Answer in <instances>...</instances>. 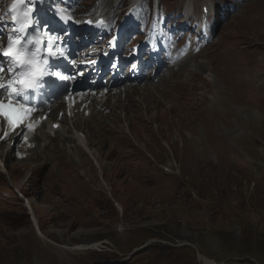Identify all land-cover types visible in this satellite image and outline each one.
Segmentation results:
<instances>
[{
    "label": "rangeland",
    "instance_id": "obj_1",
    "mask_svg": "<svg viewBox=\"0 0 264 264\" xmlns=\"http://www.w3.org/2000/svg\"><path fill=\"white\" fill-rule=\"evenodd\" d=\"M237 6L213 43L132 96L151 95L162 112L142 114L130 133L121 111L117 124L108 120L114 113L100 114L115 133L116 160L82 168L59 139L47 156L49 141H40L28 162L11 159L0 196L16 205L0 200V264H264V0ZM89 123L81 132L93 141ZM66 129L64 137L73 125ZM16 187L34 201L47 239L90 249L61 250L37 237L24 202L7 191Z\"/></svg>",
    "mask_w": 264,
    "mask_h": 264
},
{
    "label": "snow or ice",
    "instance_id": "obj_2",
    "mask_svg": "<svg viewBox=\"0 0 264 264\" xmlns=\"http://www.w3.org/2000/svg\"><path fill=\"white\" fill-rule=\"evenodd\" d=\"M18 2L21 5L19 10L16 3L9 9L14 13L12 23L17 27L9 32L7 44L0 46V74L8 76L7 83H4V75H0V118L13 129L19 127L36 110L29 103V93L34 96L46 78L63 82L70 79L58 71H53L50 66L51 60L56 59L57 55H63L55 47L58 37L47 34L45 41L39 36L30 35L29 29L35 26L34 8L23 7L25 3H31V0ZM56 15L62 23L74 22L67 9L58 8ZM95 24L102 27L104 21L98 20Z\"/></svg>",
    "mask_w": 264,
    "mask_h": 264
},
{
    "label": "bare ground",
    "instance_id": "obj_3",
    "mask_svg": "<svg viewBox=\"0 0 264 264\" xmlns=\"http://www.w3.org/2000/svg\"><path fill=\"white\" fill-rule=\"evenodd\" d=\"M198 69V68H197ZM180 71V70H179ZM196 73V72H195ZM187 74H190V71H187ZM195 75V74H194ZM149 85H146L144 87V89L146 87H148ZM151 86V85H150ZM149 86V87H150ZM233 88V87H231ZM148 89V88H147ZM230 88H228L229 90ZM220 92V91H219ZM223 93V92H222ZM125 103H129L128 106H123V107H120L119 106V103L117 104V106H113L111 108V112H110V115H113V118H108V120H112L115 124H117L121 119L119 117V113L117 111H121L124 115V121L127 122H130L128 126H130V129H129V133L131 131V129H134L135 125L138 124V122L140 121V119L142 118V114H145V115H149V113L151 111H156V112H162V108L159 107L158 104H155L153 107H152V103H151V95H148V96H143L141 98V100H139L140 102H134V97L132 96H135V95H138L140 94L141 95V91H140V88H135L132 92H130V90H127L125 91ZM224 94L226 95V90L224 92ZM140 99V98H139ZM124 101V100H123ZM136 101V100H135ZM185 101V100H184ZM120 102V101H119ZM153 102V101H152ZM157 102V101H156ZM155 103V102H154ZM216 103V102H215ZM184 111V110H183ZM158 119L160 118L159 116H157ZM103 118L102 116H100V114H94L93 115V118L90 120V123H93V131H92V138H93V141H89V138L88 137H82L80 133H77L76 131V136H73V137H65V138H62L61 136H58V139L60 140L61 144H62V148H61V152H65V147H67L66 145L67 144H73L74 147L71 148L70 146L68 147V149H71L73 155H74V151L78 154V156L81 158V166L83 168V166H86V157L85 155L81 152V150L77 147L78 146H81L78 141L81 143V144H84L85 143V146L84 147L86 150H87V154L90 155L92 157V159H94V161L96 160V162L99 164L98 167L101 166V158L100 157H104V158H107L108 160H116V158L118 157V150H117V145L114 141V131L112 129H107V126H108V120L107 121H103ZM57 119V113H56V116H55V120ZM153 120H156V117L153 118ZM164 120V119H163ZM194 120V119H193ZM147 121L150 123L151 122V119H147ZM72 122V121H71ZM84 123V120L82 121ZM103 123L101 126H97V127H94V125L96 123ZM89 123V124H90ZM68 124V123H67ZM100 125V124H99ZM151 125V124H150ZM82 127H84L82 125ZM75 128L79 130H81V127L78 125L77 122H75ZM86 128V127H85ZM139 128V127H138ZM61 129H63V126L61 127ZM144 130H147L148 127H144L142 128ZM141 129V130H142ZM88 130V129H87ZM100 131H102L100 133ZM136 131V130H135ZM60 132H56L55 133V136H57V134H59ZM38 135H41L42 138H44L45 141L49 140L50 142L48 143V145H46V147L43 149V151L41 152L42 155L43 154H46V156L48 155V151L50 149V145L54 142V141H51V136L50 135H47V136H44L45 135V130H41L39 131ZM81 136V137H79ZM133 136V135H132ZM91 137V136H90ZM134 137V136H133ZM57 139V140H58ZM83 139V141L81 140ZM134 139V138H133ZM136 140V139H134ZM77 142V143H76ZM55 144V143H54ZM126 144V143H125ZM53 145V144H52ZM57 146V145H56ZM120 146V145H119ZM125 147V146H124ZM127 147V146H126ZM125 147V148H126ZM57 148V147H56ZM52 149V147H51ZM58 150V149H57ZM56 151V150H55ZM60 151V150H59ZM50 153V152H49ZM53 154V152H52ZM1 156V155H0ZM46 156L43 157V159H46ZM68 158V157H67ZM43 159H41L40 161H42ZM50 159V158H49ZM62 160V158H60ZM48 162V160H46ZM45 161V162H46ZM10 163V159H7L5 161V164H8ZM122 163V162H120ZM12 164V163H11ZM17 164V163H16ZM18 165V164H17ZM11 166V165H10ZM42 168H45V165H41ZM40 166V167H41ZM60 167V166H59ZM141 167V166H140ZM64 169V168H63ZM61 169V170H63ZM101 169V168H100ZM109 169V168H108ZM6 170V168H5ZM85 171V170H84ZM49 172V171H48ZM102 172V171H101ZM86 173V171H85ZM144 173V172H143ZM64 174V173H63ZM62 174V175H63ZM122 174V169L120 166H118V171L116 172V175H121ZM56 175V174H55ZM83 175V174H82ZM84 176V175H83ZM126 177V176H125ZM129 178V177H128ZM71 179V178H70ZM77 179V178H76ZM140 179V178H139ZM57 180V179H56ZM61 180V179H60ZM76 181V180H74ZM66 183V182H65ZM77 183V182H76ZM56 188V187H55ZM58 190V189H57ZM53 193V192H52ZM55 195V194H53ZM74 195V194H73ZM50 197V196H48ZM86 199V198H85ZM29 206L31 208V212H32V215H33V220L34 222H38L39 223V226L41 224L40 220H39V216H38V210L36 209L35 205L32 203V202H29ZM150 223V222H149ZM39 234L42 238V240H44L46 243L48 244H54L56 248H59L61 250H72V251H85V250H89L90 248L89 247H85L84 245L81 246H71V247H66L65 246H58L56 245L55 243H53L52 241H50L49 239H47V237L45 236V234L42 232L41 229H39ZM74 235V234H73ZM79 235V234H78ZM77 237V236H76ZM70 240V239H69ZM66 243V242H65ZM69 245V244H68ZM78 245V244H77ZM87 245V244H86ZM200 261L203 263V264H217L215 262H212V261H207V260H202L200 259Z\"/></svg>",
    "mask_w": 264,
    "mask_h": 264
},
{
    "label": "trees",
    "instance_id": "obj_4",
    "mask_svg": "<svg viewBox=\"0 0 264 264\" xmlns=\"http://www.w3.org/2000/svg\"><path fill=\"white\" fill-rule=\"evenodd\" d=\"M205 223H207V222H205ZM166 250H169V248L168 247H164ZM250 249H252L251 247H250ZM142 250V249H141ZM170 255L169 254H167L166 255V257L165 258H167L168 259V261H173L172 259H170V257H169ZM248 263V262H247ZM165 264H167V263H165ZM179 264H183L182 262H180Z\"/></svg>",
    "mask_w": 264,
    "mask_h": 264
}]
</instances>
